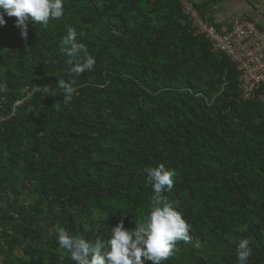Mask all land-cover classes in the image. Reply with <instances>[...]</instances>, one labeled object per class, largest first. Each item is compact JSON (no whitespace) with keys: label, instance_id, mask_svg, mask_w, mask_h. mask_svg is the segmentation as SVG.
Returning a JSON list of instances; mask_svg holds the SVG:
<instances>
[{"label":"trees","instance_id":"16d2710c","mask_svg":"<svg viewBox=\"0 0 264 264\" xmlns=\"http://www.w3.org/2000/svg\"><path fill=\"white\" fill-rule=\"evenodd\" d=\"M214 3L195 4L208 18ZM64 7L47 29L29 24L27 41L0 8V264H75L61 227L90 242L121 220L133 230L155 195L144 169L161 163L175 172L162 196L192 237L163 264H239L244 239L247 264H264V87L243 99L238 65L180 0ZM69 27L96 60L79 77L60 51ZM58 79L77 82L70 104L41 89L59 92Z\"/></svg>","mask_w":264,"mask_h":264},{"label":"clouds","instance_id":"9594fccd","mask_svg":"<svg viewBox=\"0 0 264 264\" xmlns=\"http://www.w3.org/2000/svg\"><path fill=\"white\" fill-rule=\"evenodd\" d=\"M0 8L8 17L16 18V26L25 41L28 40L29 24L47 29L51 20L61 19L65 13L64 0H0ZM0 24H6L3 13H0ZM77 35L76 30L69 27L60 44L61 53L68 57L70 77H79L86 71H92L96 64L87 46L77 42ZM76 83L75 79H58L59 92L51 91L49 86L41 89L45 96L55 97L61 93L64 104H70L78 91ZM144 172L155 195L151 197L150 215L136 222L133 230L126 229L121 220L112 227L110 239L104 241L97 237L94 242H90L82 236L70 235L65 228L57 229L60 249L67 252L75 264H144L145 259L152 261V264H163L179 250V242H192L191 226L162 196L165 190H173L175 172L163 163L157 167H147ZM96 231L99 232V227ZM249 244L248 239L240 241L237 248L239 264H247L251 257Z\"/></svg>","mask_w":264,"mask_h":264},{"label":"built area","instance_id":"2783aa9c","mask_svg":"<svg viewBox=\"0 0 264 264\" xmlns=\"http://www.w3.org/2000/svg\"><path fill=\"white\" fill-rule=\"evenodd\" d=\"M184 15L193 23L199 35L205 36L214 52L226 55L242 73L243 99L254 100L264 87V31L248 20L236 19L231 27L219 30L205 17L193 0H180ZM264 101V92L260 96Z\"/></svg>","mask_w":264,"mask_h":264},{"label":"crops","instance_id":"0c3cea01","mask_svg":"<svg viewBox=\"0 0 264 264\" xmlns=\"http://www.w3.org/2000/svg\"><path fill=\"white\" fill-rule=\"evenodd\" d=\"M198 6L215 2L208 8V18L216 25L231 27L236 19L248 20L264 30V0H193Z\"/></svg>","mask_w":264,"mask_h":264},{"label":"rangeland","instance_id":"374dc122","mask_svg":"<svg viewBox=\"0 0 264 264\" xmlns=\"http://www.w3.org/2000/svg\"><path fill=\"white\" fill-rule=\"evenodd\" d=\"M16 255H18L17 257H23L24 256V250H20L18 252V254H16Z\"/></svg>","mask_w":264,"mask_h":264}]
</instances>
